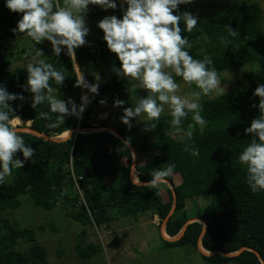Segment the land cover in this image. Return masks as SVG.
I'll return each instance as SVG.
<instances>
[{
    "label": "trees",
    "instance_id": "1",
    "mask_svg": "<svg viewBox=\"0 0 264 264\" xmlns=\"http://www.w3.org/2000/svg\"><path fill=\"white\" fill-rule=\"evenodd\" d=\"M178 7L181 12L190 11V4ZM121 15L120 11L119 17ZM196 15L200 31L194 29L191 33H182L192 44L190 55L196 59L209 55L220 79L224 70L257 63L262 70L264 84L263 13L259 4L245 2ZM19 18V14L10 12L4 6V0H0V42L24 36L12 32ZM229 29L235 32V36L229 34ZM23 53V50L16 52L19 61L24 62L19 66L13 65L7 53L0 54V84L12 93H21L20 86L27 78V61ZM74 56L80 72H84L89 62H100L109 71L113 65L119 67L115 54L107 50L102 39L87 49H76ZM43 60L66 74L62 86L49 81L52 87L50 94L65 101L75 96L78 87H73L77 77L72 56L62 52L58 58L51 56ZM174 78L183 81L179 77ZM244 79L246 87L200 102L203 107L201 115L205 120L202 127L194 124L189 113L181 121V131L176 132L169 124L170 115L163 114L159 121L144 118L131 122V128L126 125L116 127L120 137L102 130L71 132L64 140L48 138L55 126H60L61 132H64L76 127H109V124L106 119L94 124L91 121L96 117L92 120L86 117L95 106L90 94L91 102L85 108V117L77 124L75 117L57 122L55 113H49V120L42 119L40 113L49 110L48 102L33 109L30 107L31 94L23 92L24 101L10 102L14 110L10 113V121L14 117L30 121L29 128L35 133L18 131V134L35 153L33 162L28 161L23 168L12 169L11 183L0 185V223L4 227L0 232V264H48L45 248L37 241L33 229L14 227L1 216L3 211L20 207L24 196L43 209H62L81 226L75 249L78 256L85 259L100 251L99 243H82L87 228L107 226L111 221L109 212L114 208L132 207L133 213L151 209L159 219L160 231L174 203L172 190L175 206L165 222V233L174 237L184 230L175 240H168L161 233L167 245L189 244L197 250L200 242L207 252L199 249L205 264H264V193L261 202L237 208L230 204L211 213L197 209L193 221L187 223L190 219L187 200L247 184L246 167L239 163L238 156L252 142L251 134L244 135V128L258 115V110L250 107L258 103V98L252 96L257 86L255 75L245 74ZM125 81L113 75L110 89L115 91V88L123 87ZM126 89L122 93L117 92L118 96L127 95ZM152 123L156 124L155 129L145 130ZM187 131L192 133L190 140L184 136ZM124 140L129 142L127 148L123 147ZM192 149L198 150L199 154L192 155ZM132 150L136 156H147L149 160L144 164L135 163L132 167ZM157 153H161L162 157H156ZM16 156L23 159L19 152ZM169 164L175 167L165 178L172 186L165 195L158 186L148 188L143 184H132V168L135 179L138 177L141 183H145L155 171L164 170ZM175 175L180 178L178 184H173ZM20 244L27 247L19 249Z\"/></svg>",
    "mask_w": 264,
    "mask_h": 264
},
{
    "label": "clouds",
    "instance_id": "2",
    "mask_svg": "<svg viewBox=\"0 0 264 264\" xmlns=\"http://www.w3.org/2000/svg\"><path fill=\"white\" fill-rule=\"evenodd\" d=\"M193 0H64L57 5L56 0H4V6L20 15L12 32L24 34L33 42L30 52L25 53L27 78L20 87L21 93H12L0 84V185L12 174L13 168H23L32 161L35 150L26 145L18 134L17 128L10 122L12 101H24L23 92L31 94L30 107L48 102L49 110L42 111V119H51L49 113H55L56 121H64L66 117L82 118L85 108L90 104V96L98 95V73H93L96 82L89 83L83 75L75 79L73 87L86 90L79 97L77 105L71 98L67 101L56 99L50 93L49 81L62 86L66 74L57 70L53 64L46 63L41 57V48L35 47L44 41L50 43L51 54L56 58L64 52L74 56L76 49L86 44L85 37L89 34L86 23L90 6H97L102 11L119 8L122 15H105L97 21L96 27L102 30V40L110 53H114L119 67L113 65L111 71L118 79L127 80L130 87L128 93L138 89L145 90L143 96L133 97L134 105L123 108L120 120L132 127V119L141 114L149 121H159L164 105L169 107L170 126L181 131V121L191 113V120L197 126L205 124L202 105L199 98L221 90V80L212 58L205 54L201 59L193 58L189 53L192 44L186 35L198 28V16L188 11L181 12L180 5L191 4ZM240 3L241 0H232ZM183 23V28H181ZM229 34L235 32L229 29ZM207 40V37H204ZM174 77L181 78L189 86L195 85L199 91L191 95L194 99L177 95L179 85ZM258 103L251 104L258 110V115L251 119L249 126L244 128V135L251 134V143L240 152L239 163L246 167V183L252 193L264 192V84H257L252 92ZM99 103L104 104V100ZM123 100H114L113 106H122ZM54 126V125H53ZM152 123L145 130L155 129ZM189 140L191 131L184 133ZM124 140L123 147H128ZM23 159L17 158L16 153ZM198 150L192 149L197 156ZM33 162V161H32ZM175 165L169 164L164 170L155 171L152 178L141 183L139 178L132 179V184H143L148 188L156 187L168 177Z\"/></svg>",
    "mask_w": 264,
    "mask_h": 264
},
{
    "label": "rangeland",
    "instance_id": "3",
    "mask_svg": "<svg viewBox=\"0 0 264 264\" xmlns=\"http://www.w3.org/2000/svg\"><path fill=\"white\" fill-rule=\"evenodd\" d=\"M251 1L257 2L261 7L263 13L262 27L264 30V0H241L240 3L232 2V0H193L190 4L189 12L195 15L198 13H211ZM63 2L64 0H56L57 5L60 6L63 5ZM119 12V8L113 13L112 10L102 11L97 6H90L86 21L90 31L85 37L86 44L78 49H87L97 43L98 40L102 39L103 33L102 30L96 27L97 21L102 19L105 15L115 14L119 17ZM32 47L33 42L24 35L0 42V54H3V52L7 53L13 65L19 66L24 62L19 61L16 52L23 50V55H25V53L31 51ZM35 47L43 50L44 55L41 59L54 56L51 54V46L47 41H44L42 44H36ZM72 59L74 61V72L77 78L83 75L89 83L96 82L93 77L94 72L98 73L101 78L98 89L99 94H90L95 103L94 110L92 109L91 113L94 114L93 118H97L91 122L96 124L98 120L106 119L110 128L114 129L116 127L125 126L120 120L123 114V108L134 105L135 100L133 97L145 95V90L138 89L136 92H130L124 95V97H120L117 92L122 93L124 88L130 87L127 80L124 82L123 87H117L114 89L115 91H113L110 89V83L112 81V76L115 74L107 70L104 64L100 62H89L85 65L84 72H80L77 68L75 56H72ZM248 73H253L255 75L257 84L263 83L262 70L257 63L238 65L221 72V90L219 92H212L208 96L202 95L198 102L200 103L205 99L223 93H233L246 87L247 84L244 75ZM175 81L179 85L176 93L177 95L194 99L191 94L194 91H199L195 85L189 86L184 81ZM85 91L86 90H84V92ZM111 96H114V98H111ZM121 98L124 99V104L114 107V100H121ZM100 100H104L105 103H99ZM95 112L97 114H95ZM168 113L169 107L168 105H164V111L161 115ZM144 118H146L144 114H141L139 118H133L131 122ZM10 122L13 124L12 121ZM29 125V120H21V122L14 126L17 128L22 126L28 127ZM61 129L60 126H55L50 137L53 139L65 138L67 135L63 136L62 133L67 131L61 132ZM87 130H95L98 132L102 131L103 128L94 127ZM110 132L113 134L115 133L112 131ZM160 156L162 157L161 153L156 154V157ZM148 160L149 157L147 156L134 155L132 164H144ZM123 162L125 164L126 160L124 159ZM132 176L135 179L134 168L132 170ZM11 181L12 176L6 177L5 183H11ZM179 182V176L175 175L173 184H178ZM158 186L160 191H163V193H161L165 195L171 185L166 187V189V184H163V186L159 184ZM263 193L264 192L252 193L247 184L232 189L218 190L212 194L187 200V214L190 217L189 220L192 221V217L195 215L197 209H200L204 213H211L230 204L237 208L243 205L261 202ZM109 214L111 216V221L107 226L87 228V233L82 243L86 244L90 241L99 243L100 251L96 255L85 259L80 258L75 249L81 226L69 218L62 209H43L36 206L31 198L24 196L20 207L14 210L3 211L1 216L14 227H28L33 229L37 241L45 248L48 264H205V261L200 256V248L195 250V248L189 244L169 246L165 243L161 238V230L163 234L169 238H174L178 235L174 237L168 236L165 233L164 226H162L159 231V219L157 216H154L151 209L133 213L132 207L114 208ZM3 230V224L0 223V232H3ZM26 247L27 245L24 244L18 246L19 249H25ZM226 264L234 263L228 262Z\"/></svg>",
    "mask_w": 264,
    "mask_h": 264
},
{
    "label": "water",
    "instance_id": "4",
    "mask_svg": "<svg viewBox=\"0 0 264 264\" xmlns=\"http://www.w3.org/2000/svg\"><path fill=\"white\" fill-rule=\"evenodd\" d=\"M17 130H18V131H25V132L35 133V131H33V130H31V129L29 128V126H28V127H27V126H25V127H24V126H23V127H17ZM82 130H83V129H82ZM103 130H108V131L115 132L114 134H115L116 136H119L118 131L115 130V129H113V128H110V127H103ZM73 131L78 132V129H70L69 132H68V134H67V136H66L65 138H62V139H61V138H60V139H55V138L53 139V138H51V137H48V138H51V139H53V140H64V139H66V138L69 136V134H70L71 132H73ZM84 131H88V130H84ZM119 137H120V136H119ZM46 138H47V137H46ZM132 153H133V155L135 154L133 150H132ZM164 181H165V180H164ZM170 188L172 189V186H171ZM172 194H173V198H174V203H173L172 208L170 209V211H169L167 217L163 220L162 226L165 225V222H166L167 218L171 215L172 210H173V208H174V206H175V193H174L173 190H172ZM192 221H193V220H192ZM192 221L188 220L187 223L192 222ZM197 221H198V220H197ZM187 223H186V224H187ZM203 224H204V226H205V223H203ZM204 229H205V228H204ZM204 229H203V231H204ZM183 230H184V228L181 230L180 234H179L177 237H174V238H169V237H167L166 235L163 234L162 230H161V233H162V235H163L164 238H166V239H168V240H175V239H177V238L182 234ZM198 247L200 248V250H201L202 252L207 253V252H205V251L202 249V247H201V245H200V242H198ZM237 253H238V252H236V253H234V254H231V255H235V254H237Z\"/></svg>",
    "mask_w": 264,
    "mask_h": 264
},
{
    "label": "built area",
    "instance_id": "5",
    "mask_svg": "<svg viewBox=\"0 0 264 264\" xmlns=\"http://www.w3.org/2000/svg\"><path fill=\"white\" fill-rule=\"evenodd\" d=\"M83 92H84V90L78 87V92L76 93V95H75V96H71V97H69V98H71L74 102H75V97L78 98V102H77L76 104L79 105V104L81 103L79 97L83 94ZM84 117H85V114H84V112H83V114H82V118L77 119V124H79V122H80L82 119H84ZM86 117H87L89 120H92L93 117H94V114L91 113V114L87 115ZM78 132H82V129H79V128H78Z\"/></svg>",
    "mask_w": 264,
    "mask_h": 264
},
{
    "label": "crops",
    "instance_id": "6",
    "mask_svg": "<svg viewBox=\"0 0 264 264\" xmlns=\"http://www.w3.org/2000/svg\"><path fill=\"white\" fill-rule=\"evenodd\" d=\"M15 118V117H14ZM74 129H78V127H76V128H74ZM87 129H89V128H87ZM87 129H83L82 130V132H86V131H84V130H87ZM115 129V128H114ZM69 130H67V132H68ZM90 131H93V132H97V131H95V130H89V131H87V132H90ZM73 132H75V131H73ZM76 133V132H75ZM135 155V154H134ZM133 153H132V158H133ZM124 161V160H123ZM124 163V162H123ZM133 165H134V163L132 164V167H133ZM132 170H133V168H132ZM162 186H163V184H166L167 186H165V189H166V187H168V186H170V184L167 182V181H163L162 183H160ZM159 185V184H158ZM157 185V186H158ZM158 188H159V186H158ZM160 190V189H159ZM161 192L163 193V191L161 190ZM154 216H156V215H154Z\"/></svg>",
    "mask_w": 264,
    "mask_h": 264
},
{
    "label": "bare ground",
    "instance_id": "7",
    "mask_svg": "<svg viewBox=\"0 0 264 264\" xmlns=\"http://www.w3.org/2000/svg\"><path fill=\"white\" fill-rule=\"evenodd\" d=\"M11 121H12L13 124L15 125V124L21 122V119L18 118V117H15V118H13ZM62 135H63V136H66V135H67V132L62 133Z\"/></svg>",
    "mask_w": 264,
    "mask_h": 264
}]
</instances>
